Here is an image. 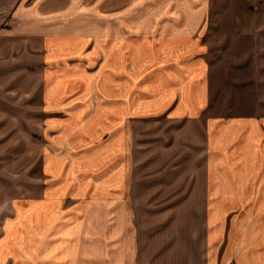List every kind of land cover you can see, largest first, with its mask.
I'll return each instance as SVG.
<instances>
[{
    "label": "crops",
    "instance_id": "obj_1",
    "mask_svg": "<svg viewBox=\"0 0 264 264\" xmlns=\"http://www.w3.org/2000/svg\"><path fill=\"white\" fill-rule=\"evenodd\" d=\"M144 1L31 0L16 8L10 29L0 28L15 62L0 65V76L10 70L14 84L0 112L13 109L24 122L33 52L37 77L30 87L38 91L35 113L48 144L41 148L42 193L3 202L0 264H143L131 239L123 243L121 220L115 215L108 226L107 215L121 203L127 126L153 117L179 124L172 144L181 147L178 156L194 143L192 125L201 136V171L179 207L180 256L172 261L168 252L160 264H264V174H243L251 123L262 132L254 148L258 166L264 159V125L204 114L202 19H184L176 8L167 15L163 7V18L151 23L124 21Z\"/></svg>",
    "mask_w": 264,
    "mask_h": 264
},
{
    "label": "rangeland",
    "instance_id": "obj_2",
    "mask_svg": "<svg viewBox=\"0 0 264 264\" xmlns=\"http://www.w3.org/2000/svg\"><path fill=\"white\" fill-rule=\"evenodd\" d=\"M30 1L0 0V28L10 29L17 20L16 8ZM164 1H144L147 3L143 2L138 9L130 12L124 21L129 19L131 23L134 20L140 25L151 23L163 18V7L167 15L169 10L173 14L176 8L181 10L184 19L200 17L202 24L197 28V38L203 46L204 80L208 90L204 114L233 120L251 119L264 125V0ZM3 37H0V65L11 61L13 65L10 63V66L14 67L15 62L4 46ZM33 54L29 55L27 66L28 96L24 122L18 121V112L15 115L13 109L9 111L6 107L4 112H0V210L6 209L3 202L7 199L13 204L19 198L38 197L45 188V184L41 183L42 179H46L41 174V148L48 144L40 136L41 118L35 113L38 91L31 87L36 86L38 60ZM9 71L0 76V99L5 106L10 105L6 98L10 97L8 91L14 86ZM167 122L153 117L128 124L130 134L128 132L123 160L126 180L123 191L117 195L121 203L117 208L111 204L113 208L107 215L108 226L114 227L115 215L121 220V239L123 243L131 239L135 259L145 255L143 264H160L162 256L168 252L172 261L179 258V229L182 227L179 225L182 220L179 207L190 181L201 171L200 129L196 125L190 127L192 139L189 140L194 143L188 144L186 149L182 147L184 153L178 156L181 147L172 144L173 127L179 124L173 126ZM250 128L249 140L245 139L244 146L250 148L251 161L242 165L243 174L246 178H262L264 159L258 166V156L254 151L257 142L262 144V132L255 130L253 123ZM91 203L89 211L94 216L93 207L98 203L93 200ZM85 204L89 206V203ZM0 212L1 225L4 214ZM96 243L97 236L94 235L91 244ZM145 243L150 245L152 253L147 254ZM192 250L196 251V246L193 245Z\"/></svg>",
    "mask_w": 264,
    "mask_h": 264
}]
</instances>
